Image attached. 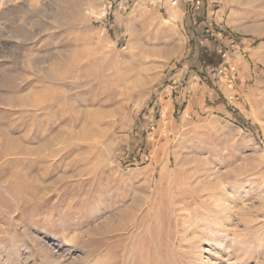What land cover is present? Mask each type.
Returning a JSON list of instances; mask_svg holds the SVG:
<instances>
[{
	"label": "rangeland",
	"instance_id": "rangeland-1",
	"mask_svg": "<svg viewBox=\"0 0 264 264\" xmlns=\"http://www.w3.org/2000/svg\"><path fill=\"white\" fill-rule=\"evenodd\" d=\"M172 1L0 0V264H264V0L169 108Z\"/></svg>",
	"mask_w": 264,
	"mask_h": 264
},
{
	"label": "crops",
	"instance_id": "crops-1",
	"mask_svg": "<svg viewBox=\"0 0 264 264\" xmlns=\"http://www.w3.org/2000/svg\"><path fill=\"white\" fill-rule=\"evenodd\" d=\"M177 1L178 5L173 6L177 7V9L170 14L177 22L182 21L183 25L188 29L189 37L192 39V47L190 46L187 51L186 57L188 58V62L177 64L172 68L165 82L169 85L161 91L163 97L162 102L169 106V108L173 105L175 107V103L177 105L184 104L183 101L191 95L193 89H196L195 93L198 90H202L200 83L201 79L198 74L204 72L202 69H205L208 73V68L203 67V64L199 61L200 50L198 46L199 42H201V38L204 45L213 42L216 51L222 52L224 61L221 65L226 64V66L219 70L221 74H226L228 72V65L231 63V34L228 32L230 28L228 24L221 19V11L218 10L217 14H215L216 12L214 11H210V7L205 4L204 0ZM149 3L159 9L167 7L166 5H162V0L159 2L151 0ZM198 64L200 65L198 66ZM190 98L191 101L196 99L193 97ZM156 103H161V100L159 99ZM152 119L153 118H151L150 123H148L146 131L155 130L156 123L153 122Z\"/></svg>",
	"mask_w": 264,
	"mask_h": 264
},
{
	"label": "built area",
	"instance_id": "built-area-1",
	"mask_svg": "<svg viewBox=\"0 0 264 264\" xmlns=\"http://www.w3.org/2000/svg\"><path fill=\"white\" fill-rule=\"evenodd\" d=\"M171 5H172V6H177V5H178V1H177V0H173V1L171 2Z\"/></svg>",
	"mask_w": 264,
	"mask_h": 264
},
{
	"label": "bare ground",
	"instance_id": "bare-ground-1",
	"mask_svg": "<svg viewBox=\"0 0 264 264\" xmlns=\"http://www.w3.org/2000/svg\"><path fill=\"white\" fill-rule=\"evenodd\" d=\"M157 50V49H156ZM153 51H155V50H153ZM160 53H161V55H165V50L163 49V51L161 52V51H159ZM153 54V53H152ZM168 54V53H167ZM156 56V55H155ZM19 164V163H18ZM30 192V191H29ZM11 198V197H10Z\"/></svg>",
	"mask_w": 264,
	"mask_h": 264
}]
</instances>
